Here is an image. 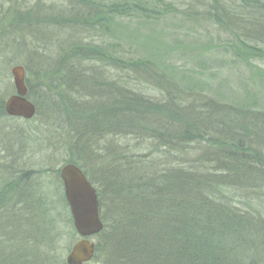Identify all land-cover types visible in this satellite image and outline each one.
Returning a JSON list of instances; mask_svg holds the SVG:
<instances>
[{
    "label": "trees",
    "instance_id": "obj_1",
    "mask_svg": "<svg viewBox=\"0 0 264 264\" xmlns=\"http://www.w3.org/2000/svg\"><path fill=\"white\" fill-rule=\"evenodd\" d=\"M234 1L240 12L219 0H206V6L202 1L200 18L237 32L222 49L241 62L261 54L260 47L251 45L255 43L250 41L251 19L246 22L248 18L241 15V29L224 20L249 12L264 18V0ZM71 2L72 9H50L48 16L24 7L15 10L11 19L32 39L61 22L78 31L80 25L98 30L106 39L84 42L77 32L73 43L56 50L55 69L44 65L45 60H37V65L41 78L57 91L45 84L43 98L71 132L76 153H84L92 142L102 152L96 159L101 186L115 199L111 206L117 210L111 223L100 211L107 264H264V224L257 220L264 212L238 211L224 198V193L235 189L259 196L264 192V113L245 110L246 103L230 106L202 97L207 82L197 81L192 70L178 76L187 84L181 86L183 91L168 87L166 95L158 98L141 93L139 81L148 64L135 52L126 58L118 45L122 33L114 26L119 19L150 20L173 12L175 8L165 0H153V8L145 0ZM70 13L73 21L66 20ZM3 35L0 30V51L11 47L18 51V38L11 34L8 40ZM3 40L8 42L1 44ZM113 70L122 76H110ZM175 77L161 76L170 87L177 84ZM28 87V96L39 99ZM0 115H4L2 103ZM138 148L150 151L136 153ZM174 150H178L175 165L153 157ZM191 151L195 157L182 159L180 152L187 156ZM67 158L64 163L76 162ZM5 190L0 189L1 199ZM95 190L100 198L99 189ZM257 203L263 210V204ZM100 252L96 245L95 255Z\"/></svg>",
    "mask_w": 264,
    "mask_h": 264
},
{
    "label": "rangeland",
    "instance_id": "obj_2",
    "mask_svg": "<svg viewBox=\"0 0 264 264\" xmlns=\"http://www.w3.org/2000/svg\"><path fill=\"white\" fill-rule=\"evenodd\" d=\"M152 1L145 0L144 3H147L148 8H153ZM165 1L175 8L173 12L169 14L167 12L165 16L158 15L157 18L150 20L140 17L119 19L114 26L117 32L122 33L121 43L118 45L120 50L125 52L126 58H130L129 55L135 52L143 60V64H148V70L145 71L144 66L142 75L140 74L141 93L151 98H158L160 95H166L168 87L174 91H183L185 88L181 86L186 83L178 76L181 77L187 74L188 70H192L194 71L192 75L197 81L200 79L207 82L206 88H203L202 97L230 106L246 103L248 106L244 107L245 110L264 113V18L262 15L258 16L249 12V15L238 14L241 19L224 17V22L235 29H241L242 24L238 23L243 20L241 15L248 18L246 22L251 19L250 41L255 42L251 45L260 47L258 50L261 54L240 62L231 53L222 49L227 40L230 42L235 40L237 32L232 34L229 30H224L225 26L221 28L214 22L200 18L203 9L201 3L203 1V5L206 6V0ZM219 1L228 8L236 6L235 9L240 12L237 8H240L238 2ZM24 7L29 10L34 8L33 13L45 11L48 16L50 13L47 12L50 9L51 11L72 9L73 3L71 0H0V30L3 31V38L10 40L8 37L12 34L16 39L18 38L19 45L18 51L13 47L9 48L11 50L0 51V103L3 105L8 97L15 94L10 69L17 65L26 68L28 84L34 95L39 98L34 100L27 95L36 107L33 120L27 122L20 118H11L4 111V115H0V188L4 180L18 179L21 174L31 170L30 186L33 191L36 188L40 190L39 195L30 191L29 196L26 197V203L18 201L15 206L11 205L9 196H6V199L0 198V264H65L67 253L79 237L64 200L62 183L59 180L60 168L66 164L79 167L91 185L99 189L98 192L101 195L100 198L98 197V200L100 199L98 203L102 199V206L100 203L99 209L105 217L104 221L111 223L117 217V210L111 206L115 199L112 195L109 196V191L101 186L103 182L96 159L102 152L95 148L94 142L92 145L90 143L82 154L76 153L74 146H71V132L62 124L57 113L53 114L51 103L43 98L45 84L52 91L56 89L53 83L41 78L42 70L38 67L37 60L43 62L45 60L44 65L49 66L50 70L55 69L56 50L73 43L77 32L84 42L97 43L100 39L103 41L106 39L101 38L98 30L91 32L87 27L80 25L78 31L72 26L63 25V22L60 26H52L51 32L47 29L46 33L32 39L27 37L28 33L23 26L16 25L11 19L15 10L19 11ZM73 17L75 16L70 13L68 17L66 16V20L73 21ZM16 26H20V29ZM65 30L67 32L71 30L70 35ZM5 41L7 40H3L1 44ZM112 41L110 39V42ZM51 52L53 54L48 56ZM165 68H168L171 73ZM126 71L124 73L127 75ZM165 73L175 74L174 79L177 84L172 87L167 86V80L161 78ZM109 75L117 79L122 76L117 73V70L111 71ZM54 103L56 104L55 101ZM190 147L194 150L195 145ZM72 150L75 151L73 154ZM137 151L148 154L150 149L138 148L136 153ZM177 151H171L166 155H153V157L165 165H175L177 157L174 153ZM192 152L187 156L186 153L180 152L182 159L195 157ZM68 155L76 162L64 163ZM258 194L235 189L232 193H224V198L230 201L229 205L237 208L238 211L246 208L264 212V209H258L257 203L261 202L264 206V192L260 194L261 197ZM259 214L257 220L264 224V214L261 212ZM101 236L97 234L90 237V241L95 246H99L101 252L98 256L94 254L92 260L86 264L108 263V246Z\"/></svg>",
    "mask_w": 264,
    "mask_h": 264
},
{
    "label": "water",
    "instance_id": "obj_3",
    "mask_svg": "<svg viewBox=\"0 0 264 264\" xmlns=\"http://www.w3.org/2000/svg\"><path fill=\"white\" fill-rule=\"evenodd\" d=\"M10 74L15 94L5 101L4 112L11 118L30 120L35 115V107L26 98L25 70L20 65L13 66ZM59 178L73 227L79 237L67 253L65 264H86L95 254V245L90 237L103 230L96 190L83 171L73 164L63 165L59 170Z\"/></svg>",
    "mask_w": 264,
    "mask_h": 264
},
{
    "label": "flooded vegetation",
    "instance_id": "obj_4",
    "mask_svg": "<svg viewBox=\"0 0 264 264\" xmlns=\"http://www.w3.org/2000/svg\"><path fill=\"white\" fill-rule=\"evenodd\" d=\"M23 68L25 70V85H26V88H27V95H28L29 87H28V84H27L28 81H27V78H26V68L25 67H23ZM26 98H27V100H29L28 96H26ZM2 109L4 111V102H3V105H2ZM35 115H36V107H35ZM35 115L30 120H33L35 118ZM30 120H25V121L28 122ZM31 178H32V173H31V170H29V171H26L24 174H21V176H19L18 179L10 180L8 178L9 179L8 181L4 180V182L2 183V187H1L2 189L1 188L0 189L1 190L7 189V190L3 191L4 194L2 195L3 196L2 198L6 199V196L7 197L9 196L8 200L11 202V205L13 204L14 206L17 205L18 201H22L23 203H26V200H27L26 197L29 196L28 194L30 193V191H33V189L30 186ZM36 179H38V178H36ZM59 180H60V178H59ZM62 189H63V186H62ZM38 193H40V190H38L36 188L33 191V194L39 195ZM63 195H64V191H63ZM2 202H3V200H2ZM18 205H20V204H18ZM39 209H40V207H39Z\"/></svg>",
    "mask_w": 264,
    "mask_h": 264
}]
</instances>
